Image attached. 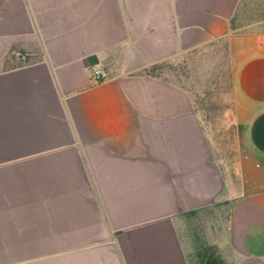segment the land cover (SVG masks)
<instances>
[{"label": "crops", "instance_id": "obj_1", "mask_svg": "<svg viewBox=\"0 0 264 264\" xmlns=\"http://www.w3.org/2000/svg\"><path fill=\"white\" fill-rule=\"evenodd\" d=\"M261 3L0 0V264H264ZM209 53L231 148L199 91L145 72Z\"/></svg>", "mask_w": 264, "mask_h": 264}, {"label": "rangeland", "instance_id": "obj_2", "mask_svg": "<svg viewBox=\"0 0 264 264\" xmlns=\"http://www.w3.org/2000/svg\"><path fill=\"white\" fill-rule=\"evenodd\" d=\"M258 9L256 6L254 11L256 12ZM260 9L263 13L264 0H262ZM217 60L210 53L203 54L201 59L176 63L177 71L174 74V71L171 70L169 74L172 75V80L175 82H180L200 92L204 114L212 119L218 137L224 145L231 148L235 145L234 136L237 131L229 122L232 108L230 76L225 62L223 64L216 63ZM211 63L214 64V68ZM210 223L211 221L208 222V228ZM207 253H211L212 257L218 260L216 264H221L222 254L217 246L212 245H208L194 256V264H207V260L211 259L206 256Z\"/></svg>", "mask_w": 264, "mask_h": 264}, {"label": "trees", "instance_id": "obj_3", "mask_svg": "<svg viewBox=\"0 0 264 264\" xmlns=\"http://www.w3.org/2000/svg\"><path fill=\"white\" fill-rule=\"evenodd\" d=\"M178 65H176L175 62L171 60H165L156 64H153L152 66L146 68L145 72L157 76L165 77L169 80H172V75L169 74V72L172 70L177 71ZM174 81V80H173ZM206 256L211 257V259L207 260V264H216L218 263V260L216 258H213L211 253H207Z\"/></svg>", "mask_w": 264, "mask_h": 264}, {"label": "built area", "instance_id": "obj_4", "mask_svg": "<svg viewBox=\"0 0 264 264\" xmlns=\"http://www.w3.org/2000/svg\"><path fill=\"white\" fill-rule=\"evenodd\" d=\"M95 76L98 80H100V79L106 78L108 76V73L106 70L99 68L96 70Z\"/></svg>", "mask_w": 264, "mask_h": 264}]
</instances>
